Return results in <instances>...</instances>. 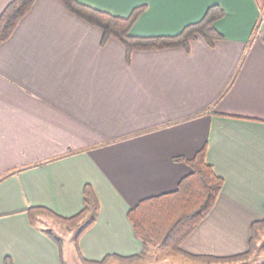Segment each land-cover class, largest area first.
I'll list each match as a JSON object with an SVG mask.
<instances>
[{"label": "crops", "instance_id": "1", "mask_svg": "<svg viewBox=\"0 0 264 264\" xmlns=\"http://www.w3.org/2000/svg\"><path fill=\"white\" fill-rule=\"evenodd\" d=\"M10 1L0 0V12ZM79 1L122 16L146 5L130 31L140 36L175 35L219 4L222 37L194 39L190 51L135 50L127 60L119 39L102 43V29L62 0H35L0 44V264L6 255L68 264L74 232L40 223L45 216L34 224L27 209L74 215L86 183L99 211L74 239L76 259L140 252L128 209L176 189L192 170L177 157L206 141L225 181L181 243L180 261L246 252L252 222L264 218V0Z\"/></svg>", "mask_w": 264, "mask_h": 264}, {"label": "trees", "instance_id": "2", "mask_svg": "<svg viewBox=\"0 0 264 264\" xmlns=\"http://www.w3.org/2000/svg\"><path fill=\"white\" fill-rule=\"evenodd\" d=\"M68 10L102 29V43L110 37H116L125 46L127 60L135 50H157L165 47L182 46L190 51L192 40L203 37L211 45L222 34L215 27V21L225 16V11L219 4H212L203 17L186 25L175 35L163 34L152 36L134 35L132 27L139 15L146 9V5L136 6L128 15L122 16L93 7L79 0H62ZM35 0H11L0 12V44L12 35L19 21L31 9ZM260 23L255 25L254 33L258 31ZM208 141L199 148L192 157L179 156L177 160L185 161L191 166V171L184 175L176 189L141 199L136 205L128 209L135 235L142 241L140 252L131 255L109 253L102 259H88L79 252L83 264H108L111 259L120 261H136L144 258L151 250V245L168 246L185 253L181 243L197 224L209 215L217 202L224 177L218 175L213 164L207 161ZM84 206L74 215H63L45 205L30 206L27 210L36 224L40 215H48L69 231H75V239L92 225L98 218L99 201L94 187L90 183L84 185ZM249 249L244 253L233 256L218 257L214 255L198 254L190 256L207 262H235L240 264H254L251 255L256 251L260 232L264 230V218L252 222ZM56 241L62 246V240ZM75 242V243H76ZM77 247H78V243ZM264 247V243H263ZM3 264H15L11 255H6ZM264 264V262L260 263Z\"/></svg>", "mask_w": 264, "mask_h": 264}, {"label": "rangeland", "instance_id": "3", "mask_svg": "<svg viewBox=\"0 0 264 264\" xmlns=\"http://www.w3.org/2000/svg\"><path fill=\"white\" fill-rule=\"evenodd\" d=\"M40 216H45V218L48 217L51 220V221L49 220L48 222H46L47 219H43V220H41L40 223L44 222L47 225H53L56 222L57 224H59L58 221H56L54 218H52L46 214L40 215ZM39 217L37 218V220L39 219ZM62 228L66 229L64 227H62ZM73 232L74 233L69 235L67 237V239L65 240L66 241V255L65 256L68 260L67 261L68 264H83V263H81V261H79V259H76L77 257L75 254H77V251H76V246L74 244V239H75L76 234H75V231H73ZM259 235H260V237H259V239L257 241L258 243L256 245L257 249L251 255V260L254 264H260V263L264 262V247H263L264 230L262 232H260ZM180 253H182V252L174 251V249H172L171 247H168V246L151 245V250L142 259H137L134 262L111 259L108 264H182V261H180V260H182V254H180ZM201 261L202 262H200L199 264H222L220 262H215V261L207 262V261L202 260V259H201ZM223 264H240V262H238V261L224 262Z\"/></svg>", "mask_w": 264, "mask_h": 264}]
</instances>
